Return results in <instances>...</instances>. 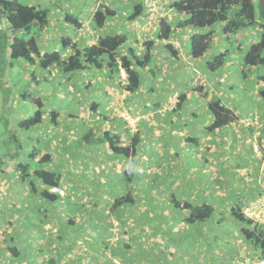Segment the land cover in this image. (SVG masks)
I'll return each mask as SVG.
<instances>
[{
	"label": "crops",
	"instance_id": "1",
	"mask_svg": "<svg viewBox=\"0 0 264 264\" xmlns=\"http://www.w3.org/2000/svg\"><path fill=\"white\" fill-rule=\"evenodd\" d=\"M24 1L25 3L27 2L29 4L41 5L49 10V25L47 27L42 28L40 31H38L37 25L31 26V30L34 27V32L37 33L42 52H49L60 49L62 37L68 36L72 40L71 44L78 43L79 46L84 47L94 44L97 41V38L101 35H104L105 33L116 34L120 32H128L130 34L129 42L121 48V52H124L128 49L129 46H133L136 43H138L137 52H141L144 48V41L146 39L156 37L155 34L159 29V20L162 17L168 16L173 20L178 18L176 11L170 7V3H172L173 0H143L144 2H146V5H148L146 6V9L148 10H145L144 16H140L133 20L129 19V15L133 12L134 6L142 0H61L56 3H53V1L51 0H47L45 2H42L40 0ZM106 7L114 10L115 15L107 19L105 26L101 28L99 26L97 27L94 21V14L98 9H105ZM68 13H73L78 16V20L82 22V26L80 28L75 29L74 27L70 26L68 22H66ZM28 33L30 34V32ZM19 34L20 33H18L17 35ZM13 36L14 32L11 31L9 23L0 11V119L2 120L4 116L9 117L6 120L4 119L6 121V125H9V122L17 112V107H15L14 105H17L20 100H23L25 102L27 97H25L24 94L30 92L29 90H27V92H23L21 88H16L15 84H13L12 82L14 78V67L15 65H18L15 64V62L18 61L12 59L10 55V43ZM155 41L156 47L153 50V53L155 54V57L157 59V69H162L163 76L161 78L165 76L163 68L161 66H168L166 70L167 72H175V77L178 81H183V76H188L193 69L192 66L190 67V65L187 63V65L184 64L180 68H177L178 62L192 63L193 61H196L199 62L200 66L202 67V59H195L190 55L187 46L188 36L185 31L179 30L173 32L169 40L159 41L155 38ZM169 42L174 45L177 51H179V59H175V61L167 57V53L169 51L167 50L166 44ZM181 47L185 51L182 54H180ZM70 51H72L70 47L66 48L65 54ZM162 54L164 55L163 58H161ZM22 62L25 63L21 64L23 67L22 69H26L24 70L26 73L24 77L22 76V80L26 83L33 82V85L34 82L37 83V87L34 91L38 90V94L34 95L33 92H31V94L32 97H35V99L40 98L43 103L44 100L42 99V97L47 95V93L44 91L43 86H40V83L42 80L49 81L47 73H51L53 77H58L59 74L62 76V89H56V95L60 102L67 101L69 104L70 102H72V98L75 99L76 97H80L83 85L88 88V91L91 92L93 97L91 98L88 96V91L85 92L86 100L84 101V106L81 107L79 114H73L74 112H72V110L69 108L64 109L61 112L58 111L60 113L58 119L60 120V117L64 118L63 124H60L59 121L57 125H45L47 126V128L45 127L44 130L41 131H31L34 129L23 130L21 128H18V130L12 129V131H10H17V133L14 132L12 134L11 138L13 139L9 141L14 144L15 147L13 149H5L3 150V154H0V254H4L6 256L4 258H0V264H81L80 262H86V264H128L125 261H130L129 258L126 259L122 257L118 250L121 242L123 241L119 236L121 234V231H119V227H124V220L120 221V224H115L113 223V221H110L108 219V216H104L101 213L100 215L98 213L99 209L103 207V204L99 203L101 198L98 197V193H108V199H113L114 195H112V191L103 189L95 190V186L93 185V178H98V180H100L101 182H104L106 180L108 182H116L117 184L120 183V185L114 184V187H111V189L114 188V190H116L118 188L115 187V185L122 187V184H125L126 180L124 181L125 178L123 176L124 174L122 170L126 163L129 162V160L123 158L122 156L118 157L111 154V151L107 149L106 144L103 140V134L105 131H70V128H68V126L72 124V121L66 119L79 117L81 115V111H83V108L88 106L89 103L97 101L98 98H102L104 100L105 110L108 111L109 107H107V103L105 102V99L108 96L107 90L113 85L116 87L122 86L121 81H119L121 79V75L118 76L115 74L111 77L106 67H103L101 70L91 68L85 75H78V73L75 72L72 74H64L61 71L60 67L57 66H51L48 69H42L38 63L31 64L26 61ZM100 71H102V73ZM144 71L151 72L150 67H147ZM236 71H238V69H232L231 73L227 72V70L225 69H223L222 71L225 72L224 75L228 78V82L231 84L230 87L232 89L237 87L238 79L241 78V75H238ZM198 72H196L195 75L199 76ZM222 72L218 71L216 74H221ZM238 72L242 73L240 66ZM122 74L124 75V71ZM201 74L206 76L208 75L209 77L211 75L209 74V72L204 70H201ZM144 75L145 85L147 83L151 84V89H149L148 87L146 89H149V91L153 90L152 93H155V95L150 96L152 97V99L150 98V106H147V108L151 109V107L153 108L156 105L160 106V103L166 102L163 96L158 93V84H160L161 80L159 78L151 76L150 74ZM217 76L218 75H216L215 77ZM247 80L251 81L254 85L256 84L252 76H250ZM173 81L178 85L177 81H175L174 79ZM200 81L201 82H199L195 91L190 92V94L188 93V99H194L198 102L197 105L191 106L192 111L188 110L190 112H187L189 118L194 117V113L198 115L200 109L205 110L208 114L209 111L206 105L208 101H211L217 97H224L221 92L218 93L212 91V89H216L213 87V85H209V81L207 79H203V81L200 79ZM66 83L67 86H65ZM217 86H220V84H217ZM198 87H201V89H199ZM255 87L256 85L249 92L243 91L241 95L245 96L247 93L254 95ZM257 87L262 88L263 84L257 85ZM220 89H222V87ZM223 90H225V88ZM125 91L126 90L124 89L123 92ZM126 92L124 93L125 98L121 100L123 107L121 105L120 107L124 109V112L126 114L133 115V117L139 118V120L135 123V129H133L130 123L128 124L131 126V137L136 135V133L139 134V138L141 141L139 148L140 158L141 155L145 153L146 148L149 147L147 148V151H155V156H150V160L154 159L153 161L157 165H162L166 162L167 168L169 170L168 174L169 172H172V175L169 174V177L161 180V184L169 185L168 187H164V189L168 188L169 194H164L168 196V199L171 198L172 194H176L178 196V199L182 201H194L195 203H200L197 198L201 195V193L198 191V188L200 191H206L208 193L213 191L215 193L218 192L220 194L226 195L227 191H229V187L235 183L237 184V182L239 183V185H241L242 183L243 185H256L254 189H257L258 186H261L262 189L261 191L255 190L256 195L253 198L251 196H247L246 198L243 197L242 200H245L241 202L242 209L244 208L243 210L246 211L248 209H252V207H249L250 202H254L257 199L263 197L260 195H264V179L259 180V172H262V170H264V162L261 161V157L257 161L259 165H257L256 163L254 166L253 171L255 173H250L255 178L252 182L246 181L245 179V175L250 174L246 172L242 173L240 171V167H236L235 172H231L230 170H227L228 167L226 163L229 160L230 156H232L233 159L235 157L241 159H249L247 151L250 150L252 151V154L254 156L258 154L257 149H260V151H262V153L264 154V131H247L246 129L239 131V129H233L232 127V129H227L225 131H222L220 129L213 133L203 131L202 129L201 131H194L190 129L188 131L182 132V134L179 135L175 130L176 128L181 127L179 126L181 120L178 119L180 117H177V119H174L173 122L175 123V130H173V125L168 128V131H147L149 133L148 134L146 131H140L141 127H144L141 129L143 130L146 129L148 125L147 119H145V110L142 112L139 107L142 103L146 104V100L144 99L143 101H141L140 99L138 101L137 98L141 97V94L132 95L129 94L128 91ZM142 92L144 93L145 90ZM196 92H199L200 94H195ZM182 93L187 92L180 89L175 91L172 97L176 98ZM235 95L237 96V93H235ZM32 97L29 98L33 99ZM249 97H251V95H249ZM187 100L183 103V107L180 111L183 110L185 104L188 102ZM134 102L137 103L134 105L135 107L131 105ZM50 103H52L53 105L56 104L54 103V101ZM226 104L232 107L231 102L229 103V101H227ZM11 105L15 107L12 110L13 112L11 113L12 117H10L9 109L7 108V106L10 107ZM129 105H131L130 107L132 109H135L132 110L134 112L136 111L135 114L129 112V110H131ZM248 108L249 106H245L243 109L235 110V112L238 111V115L240 118L243 117L245 119H252V117L260 116V120L264 121V108H261L258 113L256 112V108ZM52 110L54 109L44 111V121L39 124L40 126L47 123L48 116H50V111ZM139 111L141 112L139 113ZM239 112H245V114H241ZM108 117L110 118L109 115ZM125 121H127L125 117H122V119L120 120L114 121L111 125L112 129L115 128L116 130L118 126L123 128L125 126ZM234 124L235 125L233 126H236V122ZM262 124L264 126V123ZM61 125H63L64 127L66 126L65 130L67 131H65L64 129L62 130L60 128ZM111 126H109L108 128H111ZM115 130L110 132L119 133L123 136L124 131ZM181 131H183L182 128ZM30 132L34 135H32ZM26 134L32 137L43 136L45 137V140H50V143L56 145V153L54 152L52 154V157L54 158L53 162H51V166L57 167V165H59L60 167V165H63L62 172L63 174H65V182L66 185L70 184V186L67 190L68 192H63L62 195H66L65 198L67 204L72 205L70 209L66 210L65 206H62L63 203L60 205L59 210L49 208V203L47 201H44L38 195L33 194L28 184H24L21 187L16 184L21 178V173H19L20 171L18 169V165L19 161L22 158L21 154H19L18 146L20 147L21 151L24 150L18 136L24 137ZM148 135L151 136L149 142L146 140L149 139ZM189 136L198 138L199 144L194 145L187 142L185 138ZM131 137L127 138V136H123V138H125L127 141H130ZM38 141L40 142L39 139ZM49 142H45V144ZM40 145L41 143L39 144V147ZM1 151L2 150H0V153ZM33 151L38 152V155L35 158V160L38 161L40 158L39 153H41L42 149L41 147L37 149V147L35 146V142H32V140H30V149L27 155H30ZM44 153H51V150ZM157 155H160L161 160H164L168 156V160H165L164 162L159 161V156L157 158ZM102 156H104V158L100 162L99 158ZM199 157L200 161L198 164V168L199 166L201 167V174L195 181V176L189 174V169H195L197 165L195 160L199 159ZM136 158L137 157H135L134 159L135 161H130L131 165L136 162ZM140 158L139 160H141ZM24 159L26 161H30L29 156L24 155ZM60 159L61 161H63L62 164L59 163ZM114 162H117V166H119L116 172L105 171L103 173L93 175L89 174L94 168H107L112 165V163L114 164ZM72 169L73 172L71 173H74L75 175L71 174L70 176L69 172ZM227 171L231 172L232 175H236L235 180L230 179V175L227 173ZM16 172H18V175H16ZM194 172L195 170H193V173ZM86 177L89 178L88 181L90 183H86L83 181L87 180L85 179ZM114 177L118 178L115 179ZM165 182L169 183L166 184ZM138 183L139 185L141 184L142 186H144V183H142L140 180H138ZM226 185L228 187L227 189ZM212 186H216V189L209 188ZM127 187L131 189L133 188V185H130L129 183ZM141 190L142 191H140V195L138 196V200H142V204H139L141 206L139 208L142 210L141 217L144 218V222L146 220H150L151 222H153L155 217L152 216V213H155L156 216L159 215L155 212V208H164V204H159L160 197L163 194H157L156 190H154V194L157 195H153V193L151 192V194H147L146 188H141ZM70 191H72V193H69ZM84 196H87V202H90L87 205V202L80 203L79 201V199H83ZM147 198L148 200L146 204L145 201ZM229 203L231 204V202L226 201L221 205V207L216 208L218 213L219 211L221 212V215L215 213L218 216L217 220H220V217L224 216L223 211H226V209L230 207ZM216 205L218 204L216 203ZM81 209L84 213V217L82 218V221L79 222V225L77 224V226H70V228L72 229L71 231L70 228H68L69 224L68 222H66V220L67 218H70V215L71 217H73V213L77 214V212ZM149 211H152V213ZM168 215L169 219L173 217H171V214ZM38 216H43L44 219H39L37 218ZM21 218L29 220L30 226L28 228L25 227L21 229L20 226H16V223H18ZM63 218H65V220ZM37 223H39V225L35 227L34 224ZM219 225H222V222H220ZM60 226H62V228H59ZM116 229L118 230L116 231ZM96 230L99 233V238L97 239L94 238V233L96 232ZM45 235H52L51 238L53 239V241L57 242L55 246L53 244V241L45 242ZM76 235L77 237L76 239H74V236ZM116 235H118L119 237L117 239H114ZM95 236H97V234ZM189 237L190 236H184V239H188ZM64 239L67 241L66 244L64 242ZM51 244H53L55 252L51 253L49 256H42L44 250H46L45 248L51 246ZM140 244L143 245L141 242ZM14 245L18 247L20 251L18 257H13L8 252L9 247H12ZM96 245H98V251L94 249ZM110 245L111 252L109 250ZM82 246L87 247L88 253H83ZM159 246V249L162 250V246ZM70 253H74L78 261L80 262L72 263V260L70 262L68 259L62 262V255H68ZM157 257L158 258L155 259H149L146 264L162 263V254L157 255ZM182 258H184L187 264H189L188 260L185 257ZM206 260L208 261L209 259L207 258ZM210 260L208 261L209 264H213L210 262ZM215 260H217V257H212V262H215V264L221 262H217ZM221 260H223L222 262L226 264V260L224 262V257ZM173 262L178 263V261L174 260H164L165 264H172ZM230 262H233V264H239V261L236 259H233ZM257 263L262 264L264 263V260Z\"/></svg>",
	"mask_w": 264,
	"mask_h": 264
},
{
	"label": "trees",
	"instance_id": "2",
	"mask_svg": "<svg viewBox=\"0 0 264 264\" xmlns=\"http://www.w3.org/2000/svg\"><path fill=\"white\" fill-rule=\"evenodd\" d=\"M146 6L148 5L143 0L138 2L133 8V12L129 15V19L133 20L144 16L145 10H148ZM170 7L176 11L178 18L173 20L168 16L162 17L159 20V29L155 34V38L159 41H165L170 39L173 32L179 30L185 31L188 36L187 46L190 55L192 58L202 59V70L217 73L225 69L231 73L232 69H238L239 71L240 66L242 73L236 71L237 74L246 78L252 76L256 83V87L254 88L255 93L261 97L260 100L264 101V0H173L170 3ZM0 11L9 23L11 31L14 32L10 43V55L12 59H23L31 64L38 63L42 69L57 66L60 67L64 74H72L74 72L80 74L81 72H89L91 68L101 70L103 67H106L112 77L115 74L119 76L121 75V71H124L126 80L124 81L125 84L120 88H124L132 95L143 94L140 88L145 85L144 70L147 67H150L151 72L149 74L151 76L159 78L157 76L158 73L162 74V69L151 66L153 61L156 60L155 54L153 53L156 47L155 38L146 39L143 43V51L141 52H137L138 43L129 46L127 50L121 52V48L129 42L130 34L128 32L116 34L105 33L99 36L94 44L84 47L79 46L78 43L71 44L72 40L66 36L61 39L60 49L42 52L37 33L32 32L31 26L37 25L38 31H40L49 25V10L46 7L25 3L22 0H0ZM114 15L115 11L109 7L98 9L94 14V21L97 27L99 26L101 28L105 26L107 19ZM66 22L75 29L82 26V22L78 20V16L73 13L67 14ZM218 31L221 32L219 34H221L220 36L224 40L223 46L226 49L219 51L220 48H216L211 51L216 44L215 36ZM18 33L20 34L17 35ZM25 35L28 36L26 37ZM234 39V48H228L226 41L231 43L232 46ZM68 47L72 51L65 54L66 48ZM166 47L168 51L179 57V53L172 43H167ZM208 51L212 53L208 54ZM231 52L233 56H231ZM100 72L102 73V71ZM261 84H263L262 88L257 87V85ZM150 85V83H147L145 87L151 89ZM255 85L253 84V87ZM198 88L201 89V87ZM85 90L88 91L86 86ZM24 96L28 98L32 97V94L27 92ZM88 96L93 97L90 91H88ZM32 98L36 102L38 109L33 116L19 121L18 126L23 130H30L44 121L42 100L40 98ZM178 98V102L175 105L177 109L176 107L174 109L177 111L182 109L183 102L188 99V95L182 93ZM187 101L190 102L192 99H188ZM104 104L102 98H98L97 101L89 103L87 111L92 113L88 115V124L91 126L87 131H95L97 128H100L99 125L103 120L109 119L106 114L107 110L104 109ZM206 105L212 118L210 123L203 128V131L213 133L220 129L222 131L232 129V124L238 120V115L222 100V97L208 101ZM132 110L135 109L131 108L129 112L135 114L136 111L134 112ZM108 111L111 112L112 110ZM59 114L58 111H50L49 121L57 125L59 123ZM94 116H98L97 119L96 117L94 119ZM193 116L198 117L195 113ZM111 118L114 121L122 119L117 116ZM142 128L144 127H141L140 131H145V129L141 130ZM114 130L115 128L112 129V126L111 128L104 129L103 140L107 149L111 151V154L118 157L122 156L129 160L122 170L125 178L124 181H126L121 187L117 186L120 183L117 184L116 182H108L106 180L101 182L98 178H93L95 190L103 189L112 191V195H114L113 199H108V193H98V197L101 198L99 203L103 204V207L99 209L98 213L104 216H114L119 221L125 219L133 221L138 219L137 216H141L138 210L140 209L138 196L140 195V191H142L141 188H147L150 183H148V186H146V183H144V186L139 185L138 180L141 182L142 180L144 181L146 173L138 167H131L132 165L130 163V161H134L135 157H137V160L140 158L139 148L141 141L139 134L136 133V135L131 137V126L127 121H125L123 128L118 126L115 131H124L123 136H127V138L131 137L130 141H127L119 133L110 132ZM163 131H168V128H164ZM185 139L194 145L199 144V139L194 136H189ZM147 148L145 155L148 156L150 152L147 151ZM18 149H20L19 146ZM37 155L38 152L33 151L29 155L30 161H19L18 169L21 171V178L16 184L21 187L24 185L23 182H26L33 194L38 195L49 203V208L54 210L60 209V205L63 203L62 206H65L66 210L70 209L72 205L67 204L66 195L63 196L60 191L52 190L53 187H58L63 192H68L69 186L66 185L65 174L62 172L63 165H60L59 168L52 167L51 162H53L54 157H52L51 153L40 155L39 160L36 161L35 158ZM32 162L34 163L32 164ZM143 165L147 167V162L145 161ZM164 174H168V170H165ZM141 175L144 176L142 180L139 179ZM129 183L133 185L132 190L127 187ZM114 184H117L115 187L118 189H111V187H114ZM149 188L146 189V192ZM245 191L250 193L249 197L251 196L253 198L256 195L254 191L248 188ZM229 206L226 211H223L224 217L227 215L229 217L230 214V217H233L239 222L241 233H243L251 246H253V260H256V262L264 260V222L247 215L242 209L241 203H231ZM163 207L165 212L158 216L152 213V211L149 212L152 213V216L156 220L163 222L169 219L168 214L183 211V213L181 212V219L189 230L193 229L197 224H204L213 218H218L215 213L221 215V212L219 211L218 213L212 204L182 201L178 199L176 194H172L171 198ZM69 217L67 220L69 222L68 228L72 226L71 223H75V218L72 217L71 219V215ZM214 220L216 222L215 228L219 227V222L216 219ZM221 227L223 229V226ZM186 236H190V232ZM125 246L127 249L132 247L129 243ZM8 252L13 257H18L20 254L19 248L15 245L9 247ZM175 256L171 252L169 257L173 259ZM164 258L166 260V257ZM164 258H162V263L158 264H165ZM177 258L180 264L186 262L180 256H177Z\"/></svg>",
	"mask_w": 264,
	"mask_h": 264
},
{
	"label": "rangeland",
	"instance_id": "3",
	"mask_svg": "<svg viewBox=\"0 0 264 264\" xmlns=\"http://www.w3.org/2000/svg\"><path fill=\"white\" fill-rule=\"evenodd\" d=\"M42 2H45L47 0H40ZM53 1V3H56L58 1L61 0H51ZM22 2H25L24 0H22ZM151 10V9H150ZM152 11V10H151ZM219 26V25H216ZM153 30V29H152ZM151 30V31H152ZM34 31V27L32 28V32ZM31 32V33H32ZM221 32H217V35L215 36V45L213 46L212 50H215L216 48H220V50H225L226 48L223 46L224 44V40L221 38L222 36H220L221 34H219ZM33 34V33H32ZM26 37L28 35H25ZM180 43V41H179ZM228 43V44H227ZM235 45V39L233 40V45L231 46V43H229L228 41H226V46H228V48L232 47L234 48ZM185 51L183 50V48L181 47V51L180 54L184 53ZM179 53V51H178ZM208 54L212 53L210 51L207 52ZM170 59H173L175 61V59H179V57H177L176 55H174L172 52H168L167 53ZM232 54V52H231ZM233 56V54L231 55ZM164 55H161V58H163ZM184 58V57H183ZM181 60V59H180ZM178 60V61H180ZM18 62H15L14 67V78H13V84H15L16 88H21V90L24 92L27 90L31 92H33L34 95L38 94V90L34 91L37 87V83L33 82L31 83H26L25 81L22 80V76H25V68L22 69V65L21 64H25L22 61L25 60H15ZM160 61V60H158ZM156 62L157 59L153 61V63L151 64V66H154L156 68ZM190 65V67L192 66V70L191 73L188 76H183V81H178L176 80L175 77V72L174 73H170L167 72V67H163V72L165 74V76L163 78H161L162 74L158 73V77L161 80L160 84H158L159 86V91L158 93L161 94L164 98V100L166 102L164 103H160L156 106H154L153 108H147V106H150L149 101H151L152 97H150L151 95H155V93H152V91H149V89H146L147 87H145V85H143L140 88V91H144L145 92L143 94H141V97L137 98V100L139 101L141 99V101H143L144 99L146 100V104L142 103L139 107L140 110H142V112L145 110V119H147V128L145 129V131H163L164 128L167 129L170 126H173L175 123L174 119H177V117H180L181 123L179 124V128H176L175 125L173 126V130H176L178 132V134H182V132L188 131L190 129L194 130V131H201V129L203 130L204 127H206L209 123L210 120L212 118L211 114L208 112L200 109L198 112V117H188L187 112L192 111L191 106H195L198 104L197 101H195L194 99H192V101L187 102L183 108L182 111L180 110H174L175 109V102H178V96L176 98L172 97L174 92L177 90H184L186 91L187 95L189 96L190 92L195 91L197 85L199 84L200 79L203 81V79H207L209 81V85H213V87L216 89H212L213 92H218V93H222L224 95V97L222 98V100L227 103V101H229V103L231 102L232 104V109L235 110H240L243 109L245 106H249L248 109H253L256 108V112L258 113L261 108H264V101L260 100L261 97L258 96V94H249L247 93L245 96H242L241 93L243 91H251L252 87H253V83L249 80H247L248 78L246 77H241L240 79H238L237 82V87L236 88H231V84L228 82V78L224 75L225 72H222L221 74H216L209 72L210 77L207 75H202L201 74V70L202 67L200 66L199 62L193 61L191 62H182L179 63L177 65V68H180L182 65ZM206 69V67H205ZM199 71V72H198ZM205 71V70H204ZM196 72H198V75H195ZM208 72V71H207ZM88 72H81L80 74L85 75ZM123 71L120 73L121 74V79L119 81H121V85L123 86L125 83H123L126 80V74L124 72V75L122 74ZM150 72H145V74L149 75ZM56 74V73H55ZM201 74V75H200ZM227 74V73H226ZM79 75V74H78ZM213 75V77H212ZM216 75H218L217 77H215ZM48 76V80H42L40 83V86H43L44 91L47 93V95L43 96L42 99L44 100L43 103V111L49 110V109H54L55 111H63L64 109H71L72 112L79 114L81 107L84 104V101L86 100V95H85V85L82 86V91H81V96L80 97H76L75 99L72 98V102H70L68 104V102H60L57 98L56 95V89H62V76L59 74L58 77L55 76L53 77L51 75V73H47ZM57 77V78H56ZM213 79H212V78ZM173 79L175 81H177L178 85L173 81ZM54 80V81H53ZM214 81V82H213ZM171 83V84H170ZM176 84V86H175ZM217 84H220V86H217ZM65 86H67V83L65 84ZM76 87V85H75ZM195 87V88H193ZM222 87V89H220ZM210 88V87H209ZM225 88V90H223ZM124 88H120V87H116V86H111L108 88L107 90V98L105 99V102L107 103V107H109V110H112L110 113H108L109 111H107V115L110 116L109 119H106L105 121L103 120L102 123L99 125L100 128H97L95 131H103L104 129L108 128L109 126L112 125V123L114 122V120L111 117H125L128 121V123H130V125L133 127V129H135V123L139 120V118L137 117H133V115H128L124 112V109H122V99L125 98V95L123 92ZM122 91V92H121ZM138 91V92H140ZM197 91V90H196ZM50 93V94H48ZM127 93V92H126ZM189 93V94H188ZM235 93H237V96L235 95ZM195 94H200L199 92L195 93ZM138 95V94H137ZM249 95H251V97H249ZM159 96V95H158ZM151 98V99H150ZM259 99V102H258ZM56 103L55 105H53L50 102ZM76 101V103H75ZM184 103V102H183ZM137 103H133L131 104L132 106H134ZM120 105L122 107H120ZM15 107H17V112L16 114L13 116V118L11 119V121L9 122V125H6V119L9 117L4 116L2 118V120L0 119V150L1 153L3 154V150L5 149H13L15 147L14 144H12L11 142H9L11 139V136L14 132L17 133V131H12V129H16L18 130L19 126V121L24 119V118H29L31 116L34 115L35 111L38 109V106L36 105V102L33 99H30L29 97L26 99V101L24 102L23 100H20L17 105H14ZM12 105L9 107L7 106V108L9 109V114L10 117L11 113L13 112L12 110L15 108ZM87 107L86 106L83 111H81V115L79 117H74L72 119L70 118H66L67 120H71L72 124L70 126H68V128H70V131H87L91 125L88 124V115L89 113H92L90 111H87ZM135 107V106H134ZM183 107V105H182ZM206 107V105H205ZM230 107V106H229ZM105 109V107H104ZM150 109V110H148ZM177 109V108H176ZM127 110V109H125ZM189 110V111H188ZM141 111H139L140 113ZM190 113V112H189ZM241 114H245V112H239ZM105 114V112H104ZM147 114V115H146ZM236 114L238 115V111L236 112ZM137 116V115H136ZM97 119L98 116H94V119ZM93 119V117H91ZM188 118V119H187ZM5 119V120H4ZM50 116H48V121L47 123H45L44 125H38L35 128H32L34 130L31 131H41L44 130V128L47 126L45 125H52V123L49 121ZM60 124L64 123V118L60 117ZM173 121V122H171ZM177 122V121H176ZM236 122V126H232L233 129H239L240 130H244L246 129L247 131H264V126L262 123H264V121L260 120V116L258 117H252V119H245L243 117H239L238 115V121ZM234 122V123H235ZM173 123V124H171ZM232 125H235V124ZM240 124V125H239ZM243 124V125H241ZM239 125V126H238ZM60 128L63 130L66 129V126L64 127L63 125L60 126ZM181 128L183 129V131H181ZM222 130V129H221ZM227 130V129H226ZM67 131V130H65ZM225 131V130H223ZM31 133V132H30ZM148 133V132H147ZM32 135H34L33 133H31ZM149 134V133H148ZM150 135H148L149 139H146L148 142L150 140ZM20 142L22 143L23 149L24 150H20L19 149V154H21V160L20 161H25L24 159V155H27L29 149H30V140H32V142H35V146L37 147V149H39L41 147L42 151L41 153L47 152L51 150V154H53L54 152L56 153V145L53 143H50V140H45V137L43 136H28L27 134L23 137V136H18ZM203 138V137H202ZM38 139L40 140V142L38 141ZM45 140V141H44ZM38 142V143H37ZM45 142H49L47 144H45ZM41 143L40 147L39 144ZM152 143V140H151ZM59 146V145H58ZM257 155L254 156L252 154V151H247L248 152V156L249 159H244V158H234L232 156H230L229 160L227 161L226 165L228 167L227 170H230L231 172H235V168L236 167H240V171L242 173L246 172L248 174L250 173H255L254 170V166L257 163V161L260 159L261 157V161L264 162V154L262 153V151H260V149H257ZM41 153H39L40 155H42ZM150 156L154 157L155 156V151L150 152L149 155H145L142 154L141 155V160H137L136 162L131 166V167H135V168H140V170H143V172H145L146 176H145V180L143 181L142 179H144V176H139V179L142 180V183H146L148 186V183L150 187L147 190V194H151L153 193V195H157V194H169L168 189H164V187L168 186L165 184H161V180L165 179L166 177H169V174L172 175V172H170L169 174H164L165 170H168L166 162L163 163L162 165H157L156 163H154V159L150 160ZM159 156V161L164 162L165 160H168V156L164 159L161 160L160 155H157V158ZM104 156L99 158V161L101 162L103 160ZM257 159V160H256ZM30 160V158H29ZM60 164L63 163V161H61V159L59 160ZM135 161V160H134ZM147 162V167L143 165L144 162ZM192 161V160H191ZM200 161V157L199 159L195 160L196 162V167L194 168H190L189 169V174L192 176H195V181L198 178V176L201 174V167L199 166L198 168V164ZM34 162H32L33 164ZM113 165V166H112ZM112 165H110L107 168H94L89 174H98V173H103L105 171H114L116 172L118 170L117 166V162H114V164L112 163ZM257 165H259V163H257ZM57 167H59V165H57ZM17 170V169H16ZM193 170H195V172L193 173ZM169 171V170H168ZM73 172V169L69 172L70 176L71 174L75 175ZM231 172L227 171V173L230 175V179L235 180L236 175H232ZM21 173V171L19 172ZM67 173V172H66ZM16 175H18V172H16ZM78 176V175H77ZM122 176V175H121ZM245 179L246 181L252 182L255 178L253 175H245ZM79 177V176H78ZM115 179H117L118 177H114ZM85 179L87 180H83L86 183H90L88 180L89 178L86 177ZM121 179V178H120ZM264 179V170H262V172H259V180ZM121 181V180H120ZM237 182V181H236ZM166 184L169 182H165ZM23 184H26V182H23ZM69 184V183H68ZM155 185V186H154ZM263 185V184H262ZM70 186V184L68 185ZM256 185L253 184H244L243 183L241 185H239V183L237 182V184H233L229 187V191H227L226 195L220 194V193H215L213 191L211 192H206V191H200L198 188V191L201 193V195L198 198V200L200 201V203H209L212 204L215 208L221 207V205L224 202H231V203H241V200L243 199V197H247L250 195L249 192H246V188L252 190L255 192V190L257 191H261V186H258L257 189L255 187ZM147 187V188H148ZM146 188V189H147ZM209 188H214L216 189V186H212ZM218 188V187H217ZM227 185H226V189H227ZM154 190L157 191V194H154ZM178 190V189H176ZM61 193H63V191H60ZM151 192V193H150ZM69 193H72V191H70ZM159 195V197H160ZM161 195L160 200H159V204H164L169 200L167 195ZM225 196V197H223ZM263 196L259 199H257L256 201H251L249 204V207H252V209H248V210H252L251 214H253L254 218L264 222V195H260ZM223 197V198H222ZM159 199V198H158ZM87 196H84L83 199H79L80 203L83 202H87ZM147 200L146 199V204H147ZM151 201V200H150ZM215 201V202H214ZM245 201V200H242ZM249 202V201H248ZM90 202H87V204H89ZM138 203L142 204V200H138ZM216 203L218 205H216ZM230 204V203H229ZM231 205V204H230ZM140 207V205H139ZM245 207V206H244ZM244 209V208H243ZM59 210V209H58ZM137 210V209H136ZM140 211V215L142 214V210ZM245 211V210H244ZM155 212L157 214H161L163 212H165V209L162 207H157L155 208ZM167 212V211H166ZM183 213V211H181ZM181 212H176L174 214H171L170 219H167L165 221H160V220H156V218H154V221L151 222L150 220H146L144 222V218L143 217H138V219L133 220V221H128L127 219L123 221V228L119 227V231H121V234L119 235L121 237V240H123L118 248L120 255L124 258H129L130 261H125L128 264H146L147 261L151 258L155 259L158 258L157 255L162 254L161 258L166 257V261H170V260H174V261H178L177 256L180 257H185L188 260L189 264H209V260L211 257L210 262L215 264V262H212V257H217V260L215 261H221L220 263L217 264H224L221 260L224 257V262L226 260V264H233L232 261L233 259H236L239 261V264H258L256 262V260H253V254H254V250H253V246H251L250 242L246 239V237L243 235V233H241L240 231V226H239V222L237 220H235L233 217H229L227 216H222L220 220H217L216 218L211 219L209 222L206 223H200L197 226L193 227V229L189 230V228L184 224V221L181 219ZM79 213V214H78ZM54 215V214H53ZM81 215V216H80ZM52 216V215H51ZM73 217L75 218L76 223H71L73 226H77V224L79 225V222L82 221V218L84 217V213L81 210H79L76 213H73ZM37 218L39 219H44L43 216H38ZM65 220V218H63ZM72 219V217H71ZM108 219L110 221H113V223L115 224H120V221L117 220V218H115L114 216H108ZM217 220V222H222V225H220L219 227L215 228L216 222L215 220ZM68 220V218H67ZM66 220V222H67ZM69 223V222H68ZM39 223L34 224V226H38ZM66 225V224H65ZM16 226L22 229V228H28L30 226L29 220L21 218L19 220L18 223H16ZM223 226V229L222 227ZM68 227V224H67ZM59 228H62V226H60ZM56 230V228H55ZM54 230V231H55ZM72 231V229H70ZM118 229H116L117 231ZM62 231V230H61ZM170 231V233H169ZM190 232V237L188 239H184V236ZM97 234V236H95ZM99 233L96 230V232L94 233V238L97 239L99 238ZM118 235H116V237L114 239H117L119 237ZM193 236V237H192ZM46 238V241H53V239L51 238L52 235H45L44 236ZM77 235L74 236V239H76ZM137 237V239H136ZM65 240V239H64ZM97 241V240H96ZM100 241V240H98ZM143 244L141 245L140 242ZM38 242V241H37ZM54 242V241H53ZM65 244L67 243V241H64ZM57 242L55 241L53 244L55 246ZM130 244L132 247H130L129 249H127V247L125 246L126 244ZM53 244H51V246L46 247L43 252V255L49 256L51 253L55 252V249L53 248ZM162 246V250L159 249V245ZM6 249V248H4ZM95 250L98 251V245L95 246L94 248ZM109 250L111 252V245L109 247ZM37 251V250H36ZM82 251L83 253H88L87 252V247L86 246H82ZM38 252V251H37ZM173 252L176 256L171 259L170 253ZM71 254V253H70ZM70 254H63L62 255V262H64V260L68 259L70 262L72 260V263H77L80 262L78 261L76 255L74 253ZM155 254V255H154ZM6 257L4 254H0V258H4ZM40 257V256H38ZM196 257V258H195ZM195 258V259H194ZM209 259L208 261L206 259ZM165 260V258L163 259ZM81 264H86V262H80ZM169 263V262H166ZM107 264V263H105ZM172 264H180L179 261L178 263L173 262ZM183 264H187V262H183ZM264 264V263H262Z\"/></svg>",
	"mask_w": 264,
	"mask_h": 264
},
{
	"label": "built area",
	"instance_id": "4",
	"mask_svg": "<svg viewBox=\"0 0 264 264\" xmlns=\"http://www.w3.org/2000/svg\"><path fill=\"white\" fill-rule=\"evenodd\" d=\"M52 190L54 191H62L60 188L58 187H53ZM252 211V210H251ZM251 211L250 210H246L245 213L249 216H254L253 214H251Z\"/></svg>",
	"mask_w": 264,
	"mask_h": 264
}]
</instances>
